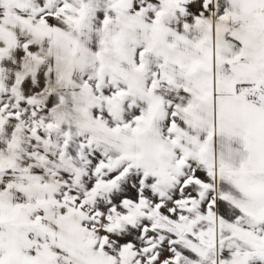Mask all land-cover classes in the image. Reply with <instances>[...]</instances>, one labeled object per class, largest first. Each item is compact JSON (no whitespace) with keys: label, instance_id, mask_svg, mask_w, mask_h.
Wrapping results in <instances>:
<instances>
[{"label":"snow or ice","instance_id":"snow-or-ice-1","mask_svg":"<svg viewBox=\"0 0 264 264\" xmlns=\"http://www.w3.org/2000/svg\"><path fill=\"white\" fill-rule=\"evenodd\" d=\"M0 264H264V0H0Z\"/></svg>","mask_w":264,"mask_h":264}]
</instances>
